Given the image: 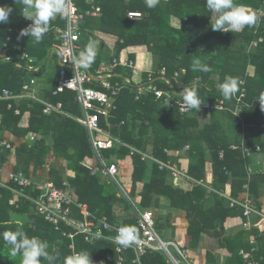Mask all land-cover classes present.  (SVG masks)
<instances>
[{
  "label": "trees",
  "instance_id": "trees-1",
  "mask_svg": "<svg viewBox=\"0 0 264 264\" xmlns=\"http://www.w3.org/2000/svg\"><path fill=\"white\" fill-rule=\"evenodd\" d=\"M263 1L238 0L237 2L235 0L236 3H244L254 9L262 7ZM182 5L185 12L183 18H186L184 24L189 27V32L188 38L182 39L176 46L179 49V54H167V52L160 54L158 52L159 45L151 43L153 40L155 42V39L150 40V35L144 34L143 37L134 35L128 38L124 45L118 44L114 58L117 59L121 49L126 47L145 46L154 54V70L156 72L165 69L166 77L170 79L174 72L184 70V75L180 77L179 89L191 87L193 82L198 80L197 91L200 98L204 99L205 97L206 100L212 102L215 99H220L226 110L205 113V110L200 109L198 113L192 110L190 114H180L176 104L178 99L173 95H171L173 100H170L165 95L157 99L154 94H148L141 96L136 101L134 100V87H123L122 79L114 76L109 81L113 85L118 83L121 86L114 99L115 109L109 113L108 126L102 118L99 121V126L105 128L112 137L121 143L141 150L151 149L156 158L165 162L170 159L174 161L172 157H167L164 153L165 149L173 146L181 149L188 146L189 151L186 155L189 156L195 152L194 159L189 163L187 170V176L195 182L192 190L184 191L182 188L174 186L168 173L158 170L156 165L149 167L148 164L141 162L135 156L132 157L134 167L132 195L134 196L136 184L142 183L143 187L140 193L142 208L155 207L158 203L157 199L162 197L169 201V206L172 209L185 212L188 223V249L196 250L202 235L205 234L216 239L221 248L229 251L230 257L227 259V264H245L239 255L241 250L246 252L253 250L252 258L259 261L260 264H264V229L260 231L256 227H251L249 231L242 230L236 234L225 236L224 225L227 218L236 215L245 218L241 208L239 206L229 208L226 205L228 200L223 196L229 189V197L239 200L246 192L255 209L261 211L264 198V171L249 176L247 169L252 165V159L255 156L245 157L240 150H231L230 145H239L242 133H244L246 137L244 147L253 151L259 147L260 152L256 156L259 155L264 161V111L261 110L259 102L256 100L259 94L264 92V17L261 20V25L257 26L256 22L255 25L246 27L240 33H223L211 29V13L206 8V0H183ZM0 6L12 8L9 23L0 24L1 45L6 40L8 27H12L14 33L19 34L31 23L25 22L21 15L22 0H0ZM139 9L143 12L150 10L144 7ZM81 10L83 9L81 8ZM81 12L84 13L85 10ZM166 18L167 16L161 15L157 22H153L154 16H152L136 23L129 22L123 12L120 19L127 27L133 24L134 27H142L145 31L152 28L151 24L154 23L156 25L154 30L164 32L163 26L166 25ZM99 19L104 20L103 18ZM95 21L98 19L87 17L81 25L82 29L91 32V26ZM119 28L115 27L114 32ZM51 30L50 27L39 43L31 37H25L24 41L12 38L9 47L13 49L9 50H14L13 53H10L14 58L13 61L5 63L0 60V94L4 89L11 90L15 94L21 91L25 73L16 67L15 61L18 59L16 54L22 55L25 52L29 56H38L40 60L45 58L46 51L55 42ZM258 38H263V42L257 47L251 48L252 43ZM212 40L215 41V44L210 43ZM197 58L208 64L211 71L207 73L193 71L192 62ZM248 68L253 69L252 75L247 74ZM117 72H122V70L117 69ZM122 74L129 76L130 72ZM228 76L242 79L245 83V97L242 100L243 104L238 109L244 126L240 119L233 114L237 104L235 98L225 99L217 88V85ZM154 80L156 89L166 92L167 86L157 79V73ZM92 84L96 83L92 82ZM94 85L89 87L94 88ZM74 98L75 94L69 91L57 97H51L49 99L51 103L60 102L62 104L61 111L64 114L52 113L50 115L42 113L44 108L42 105L29 101L32 107L30 106L31 109H28L29 121L25 132L40 135L42 139L31 147L23 144L16 149V165L13 172H22L25 175L23 176L28 178L30 165L33 163L35 169L42 168L46 155L53 151L56 157L66 159L67 168L75 173L74 177L68 178V182L76 189L78 202L86 203L92 214L99 213V215L109 217V221H111L112 207L117 199L114 195L106 192L105 185L100 184L97 177L90 175L92 168L88 165L87 160L92 159L93 152L88 143L86 131L68 117L81 115V110L74 102ZM9 104L12 106L11 109H7ZM22 104L24 102L16 104L11 100L4 101L0 106L1 124L10 120L12 130L16 134L19 130L17 120L20 116L15 115L14 112L18 108L21 113H24ZM145 120L147 123H142ZM71 149L76 151V158L69 155ZM128 153V150L123 146H115L111 150L102 151L105 158L114 156L120 161H124L128 157ZM10 154V151L0 148V167L5 164ZM207 162L211 165L212 179L210 183L206 181ZM51 175L55 185L61 188L63 180L61 174L52 170ZM245 185L248 189H245ZM11 187L17 188L13 184ZM23 192L32 197L37 195L33 188L25 189ZM11 197V191L0 187V264H19L20 257L13 258L9 255V248L5 245L2 235L5 231L14 232L17 230L25 232L29 237L35 236L46 240L50 246L49 252L55 256L52 264H63V258L73 251L89 252L93 264H106L107 258L114 255V247L111 243L98 241L95 244H87L82 236L74 238V250H70L71 242L55 231L44 217L39 216L34 205L19 200L17 208L15 205L10 206ZM10 212L19 215L26 214L29 222L22 225L16 222L6 223L10 221V217H8ZM69 231L71 232V229ZM132 257V252H127L123 264H132L130 262ZM206 258V264H218L211 252H207ZM41 264H49V262L41 258ZM140 264H166V261L161 254L156 253L142 257Z\"/></svg>",
  "mask_w": 264,
  "mask_h": 264
},
{
  "label": "crops",
  "instance_id": "crops-1",
  "mask_svg": "<svg viewBox=\"0 0 264 264\" xmlns=\"http://www.w3.org/2000/svg\"><path fill=\"white\" fill-rule=\"evenodd\" d=\"M87 1L88 0H77V5L79 9L80 10L81 8L83 9L81 11L89 10L91 6L94 4V7L100 8V12L96 13V15H93V16L91 15L85 16L86 18L91 17V18L98 19V21H95L93 25L91 26L92 28L91 32L86 29L83 30L81 27L80 40L77 46H78V51L80 52L89 42V40H92L95 42L96 47H97V55L95 57V61L87 69L89 73L93 76H97V77L101 76V78L105 77L107 74L106 73L107 70L111 69L110 63L115 59L114 55L116 53V46L118 44L124 45L126 40L128 38H131L134 35H140L142 37L144 34L150 35L149 37L150 40L155 39V42L153 40L151 41V43L153 42L159 45L158 52L160 54L162 53L165 54L166 52L167 54H171V53L179 54V49L178 47H176L177 44L182 39L188 38L187 35L189 32V27H187L184 24V22L186 21V18H183L184 13H185L183 10V5H182L183 0H159L157 6L151 9L146 6L145 0H93L92 4L88 3ZM236 1L238 2V0ZM262 5H263L262 7L257 8V9L250 7L251 9L255 10L256 13L257 11L260 12V14L257 13V16H258L257 26L261 25L260 24L261 20L264 17V4ZM140 7H144L150 10L149 12L148 11L143 12L142 10L139 9ZM102 11L104 12L102 13ZM132 11H138L142 13L143 18L139 20H130L127 17V13L132 12ZM123 12L126 14V18L129 20V22H136V23L138 21H142L152 16H154V20L152 19L153 22L154 21L157 22V19L161 15H165L167 16V18L165 19L166 25L164 24L163 26L164 32L162 31L159 32V30L158 31L154 30V27H156L154 23L151 24V27L153 29L150 28V29H147L146 31L142 27H139V28L134 27L133 24L132 26L127 27L125 23L121 22L122 19H120ZM85 17L84 19H86ZM99 18H103L104 20H101ZM23 19L27 23H32V21L27 20L24 17ZM59 23L61 24L59 25ZM64 26H65L64 20L61 17L57 16L55 19L50 21L49 28L50 27L51 28L53 27L64 28ZM115 27H120V28L116 32H114ZM8 30H11L10 34L13 39L18 40V41L25 40V37H21L18 39L19 34L14 33V30L12 29V27L7 28L6 38L9 35ZM52 35L55 40L54 34ZM259 39L260 38H258V40ZM261 39L262 41L259 42L258 44L263 42V38ZM257 41H254V42H257ZM214 42L215 41L212 40V42L210 43L215 44ZM55 44H56V40L54 44H52L50 48H48V50L46 51L45 58L41 60L38 58V56H35V55L29 56L25 52H23L22 55L16 54L18 55V59L15 61V64H16L17 69H21L25 73V81L23 83L21 91L17 94L13 93L11 90L4 89L2 93L0 94V97L2 98L0 106L2 105L4 101L13 100L15 101L16 104H18L19 102L20 103L24 102V104H22L24 113H21L18 108H16L14 112L15 115L20 116L17 120L18 121L17 128L19 129L18 134H16L15 131L12 130V123L10 122V120H8L7 123L3 122V124H1V117H0V143L7 142L10 144V148H6L2 145H0V148H4L11 152L5 164H3L2 167H0L4 171L13 172V168L16 165V156H15L16 149H18L23 144H26L28 147H31L33 146L35 142L42 139V136L40 135L25 132V130L28 128V121H29L28 109H31L32 107L31 104H29V101L37 102L38 104L42 105L44 108L46 105L56 106L57 104H60L61 109H62V104L60 102L53 104L50 102L49 99L51 97H57L58 95L63 94L66 91L74 93L75 94L74 102L79 106L81 110V115L80 116H68V117L71 118L75 123H77L78 125L82 126L85 129L88 143L91 146L88 130L81 122H79V120L83 119V111H82L81 106L76 100V93L70 90H66L63 93H59V94L53 93L55 89L54 87H56L55 83H57L59 80V72L63 68L59 64L57 58L55 57V54L51 52ZM173 44L174 45L176 44V45L171 46V47L170 46L165 47V45H173ZM215 46L218 47V45H215ZM9 49H13V48L12 47L10 48L8 46V50ZM6 51L7 50L0 51V60L5 63L12 62L14 58L10 53H13L14 50H9L7 52ZM153 57H154V54L151 51H149L147 47L145 46H130V47L121 49L117 59H128L132 61L135 64L136 70L138 71V75L133 77L130 70L121 66L115 69H111L112 70L111 78H113L114 76L121 78L122 79L121 85L123 87H131V86L134 87L133 88V92L135 93L134 100L138 101L141 96H145L148 94H154V93L151 91H143L142 93L138 94L136 86L140 83L145 84V85L148 83H152V85L156 87V84H154V81H155L154 76L157 73V79L164 82V84L167 86L166 92H168L170 95H173L174 97H177L179 101H182V98L179 95L182 89H179V88H180V77L184 75L185 73L184 70L180 72H174L172 77L169 79L166 77L165 69H161L160 71H157V72L154 70L155 65H154ZM117 69H121L122 72H117ZM128 71L130 72L129 76L122 74L123 72L127 73ZM161 71H164V75L160 74ZM67 74L70 75L71 71L67 70ZM148 74H151V80H148ZM247 74L252 75L253 69L248 68ZM127 77H129L128 79L131 80L129 84L124 83V79ZM92 82L96 84L94 85L92 84ZM92 82L87 84L86 86L94 85V88L100 91H103V92L106 91L104 88L101 87L100 82L98 80H92ZM24 85H28V90L25 91L23 89ZM208 87L210 89V85ZM4 91H7L8 93H10L11 97H7V98L4 97ZM160 91H163V90H160ZM156 98L160 99L158 97ZM202 100H205V97ZM11 108L12 106L11 104H9L7 109H11ZM44 108L42 112L44 115H50L52 113L64 114L61 111V109H60V112L51 111L49 113H44ZM200 109H203V108L200 107ZM191 112L192 110L186 113V115L190 114ZM180 114H185V113L180 112ZM235 117L240 119L241 124L244 126L243 120L240 118V115L238 112H237V116ZM103 121L108 126V118L104 119ZM142 123L145 124L147 122L145 120L144 122L142 121ZM100 128L102 129V135H103L102 137L104 139H112V142H113L112 147L101 150L100 161L95 157V154L92 150L93 152L92 159H88L87 163L92 169L93 168L101 169L102 164L106 166L115 164L117 166L118 172H117V175L115 176V182L105 177L101 173L92 174V171H91L90 175L97 177L100 184L105 185L106 192H109L110 194H112L107 189V185L114 184L119 189L120 193L119 194L117 193L114 195L117 199V202L112 207L111 221H109V217L107 218L104 215H99V213H96V215L98 217H105L111 224L131 225V226H135L136 228V220H135L136 211L149 210L153 213L154 217L156 218V225L158 229L162 228L161 230H162L163 235L161 236L163 237L164 235H166L165 237L167 241H175L180 246L185 248L189 252V255L193 259L194 263L206 264L207 252H211L215 256L218 264H227V261H228L227 259L230 257L229 251L227 249L221 248L216 239L210 238L205 234L202 235V238L199 242V247L196 250L188 249L187 246L189 244V237L187 235L188 223L186 220V214L183 211L172 209L169 206V201L166 198L161 197L157 199L158 203L155 205V207L153 206L150 208H142L140 206V202H141L140 193L143 187L142 183L136 184L135 186L136 190H135L134 196L132 195V191H133L132 175H133V169H134L132 157L137 156L141 162L148 164L149 167L156 165L158 170L160 169L158 168L157 161L161 163H165V164H170L177 171L181 173L180 176L174 177L171 171H169L168 169H164L160 171H165L166 173H168V175L173 181L172 183L174 186L180 187L184 191H190L192 190V186L193 184H195V182L194 183L191 182L192 178L187 176V170L189 167V163L191 162V160L194 159L193 155L195 154V152L188 156L186 155V153L189 151L188 146H184L181 149L175 148L173 146V147H170L169 149H165L164 153L167 155V157H172L174 161L170 159L165 162V161H162L156 158L152 154L151 149L141 150L133 146L121 143L118 139L112 137L111 134L105 128L103 127H100ZM148 136L153 137L152 135H148ZM30 137H33V140H30ZM242 142L244 144L246 142V137L244 133H242V137L240 139L239 145ZM232 145L238 146V144H232ZM232 145H230V147ZM115 146H123L128 150L129 152L128 157L124 161H120L114 156L105 158L102 155V151L111 150ZM91 149H92V146H91ZM69 155L73 158L77 157V153L74 149L70 150ZM252 161H253L252 165L249 166L250 169L252 170V174L261 173L264 171L263 158H261L258 155V156H255L252 159ZM44 162L45 163L42 168H36V169H35L34 164L32 163L29 169V172H30L29 177L28 176L27 177L37 183L51 181L55 184L51 174H52V170H56V172H59L63 178L62 185L64 183L68 184L73 190V196L75 200L78 201L76 197V189L72 187L68 182V178L74 177L75 173L74 171L67 168V164H68L67 160L56 157L54 152L51 151L46 155ZM18 173L23 174L22 172H18ZM182 174H184V176H182ZM206 174H207L206 181L207 183H210L212 177H211V165L209 162L206 163ZM1 180L5 181L6 178L4 176H1ZM224 194L229 195V189ZM10 201H16L17 203L15 202L16 204L15 207L17 208L19 201H17L16 196H14L13 193H12V197L9 200V205L11 206ZM81 204L86 205L87 209L89 210L88 205L86 203L81 202ZM226 205L228 206V203H226ZM259 213L261 216L259 215L251 216V218L248 221L246 219H243L239 215L227 218L225 221V225H224L225 230H226L225 236L236 234L242 230L249 231L251 227H256L260 231H262L264 229V198L262 199L261 211ZM23 215H26V214H23ZM12 216H14L13 221H9L6 223L16 222L21 225L24 224L20 221L18 217L19 214L14 213ZM76 217L80 218L79 215ZM28 222L29 221L25 223H28ZM246 223H249L251 226L245 227L244 225ZM67 240L69 241V239ZM161 255L165 259L166 264H168L164 255L163 254Z\"/></svg>",
  "mask_w": 264,
  "mask_h": 264
},
{
  "label": "built area",
  "instance_id": "built-area-1",
  "mask_svg": "<svg viewBox=\"0 0 264 264\" xmlns=\"http://www.w3.org/2000/svg\"><path fill=\"white\" fill-rule=\"evenodd\" d=\"M88 3L92 4L93 0H88ZM67 3V13L64 17V28L53 27L52 33L55 36L56 44L51 50L55 54L59 64L63 67L59 72V80L53 91L54 94L63 93L66 90H70L76 93V100L82 108L83 119L79 120L88 130L89 139L92 146V150L95 157L100 161V152L103 149H108L112 147V139H104L102 136V129L99 126V121L101 118L107 119L111 110L115 109L114 99L121 86L116 83L112 84L108 79H110L112 70L117 67H124L131 71L132 76L138 75L135 64L128 59H114L111 64V69L107 70L105 77L93 76L89 71L80 67H75L70 61L73 54L78 55V42L80 40L81 25L84 21L86 15H96L100 12L99 7L91 8L84 13H82L77 5V0H66ZM264 4V2H263ZM257 13L260 14L259 11ZM131 14V15H130ZM127 17L130 20H139L143 18L142 13L138 11H132L127 13ZM8 37L5 42L0 45V51H8L9 42L12 39L11 30H8ZM262 39L260 38L257 42L252 43V47H256ZM6 51V52H7ZM26 57V56H25ZM67 70L71 71V74H67ZM164 75V71L160 72ZM92 80H98L102 88L106 91H100L96 88H91L86 86L91 83ZM148 80H151V74H148ZM239 90L232 96L236 100V107L233 114L237 116L239 107L243 104L242 100L245 97V83L242 79H238ZM131 80L125 78L124 83L129 84ZM137 92L142 93L143 91H151L156 97L161 98L166 96L168 99L173 100L168 92H163L157 90L152 83L148 84H138ZM23 89L28 90V85H24ZM4 97H11L10 93L4 91ZM2 98L0 97V103ZM176 104L179 107L181 113H188V110L182 101L177 100ZM201 107L206 113H211L213 111L225 110L224 103L220 99H215L214 102L206 100ZM61 105L56 106L46 105L44 108V113H49L51 111L60 112ZM33 140V137H30ZM0 145L10 148V144L7 142H2ZM233 151L240 150L245 157L251 158L256 156L260 152V148L257 147L254 151L244 147L242 142L240 145H232L230 147ZM158 168L160 170L168 169L171 171L174 177L180 176V172L177 171L170 164H165L158 162ZM118 169L115 164L104 165L102 168H93L92 174L101 173L105 177L115 182V176L117 175ZM247 172L249 176L252 174V170L248 167ZM1 176L6 178L5 181L1 180ZM184 176V174H182ZM249 180V178H248ZM194 183L193 181H191ZM16 185L17 188H12L11 186ZM0 187L8 189L16 196L17 201L23 200L29 202L36 208V213L39 216L44 217L45 221L53 226V229L61 234L62 237L69 239L71 244L69 245L70 250H74L73 240L76 236H82L84 242L87 244H95L98 241L109 242L114 247V255L107 258L106 264H123L125 259V254L127 252H132L133 257L130 260L132 264H140V259L146 255L160 253L166 258L168 264H198L194 263L193 259L190 257L189 252L180 246L175 241L163 240L156 230V218L153 213L149 210L147 211H136V229L138 234V241L130 247L124 248L113 242L111 239L116 235V229L121 225L111 224L105 217H98L92 214L87 206L79 203L75 200L73 196V190L71 187L64 183L61 188L57 187L51 181H45L42 183H37L32 179L25 178L21 173H14L10 171H4L0 168ZM248 189L247 185L244 186ZM33 188V191L37 193L36 197H32L23 192V190ZM241 199H232L227 194L223 196L228 200V206L233 208L239 206L242 210L243 217L248 221L251 216L260 215V213L255 209L252 201L250 200L248 194L245 192L242 194ZM16 201H10L11 205H16ZM80 216L77 218L76 216ZM245 227H250L249 223L244 225ZM64 227V229H63ZM71 229V232L69 231ZM252 251L246 252L241 250L239 255L244 260L245 264H260L259 261L254 260L252 257Z\"/></svg>",
  "mask_w": 264,
  "mask_h": 264
},
{
  "label": "clouds",
  "instance_id": "clouds-1",
  "mask_svg": "<svg viewBox=\"0 0 264 264\" xmlns=\"http://www.w3.org/2000/svg\"><path fill=\"white\" fill-rule=\"evenodd\" d=\"M158 2L159 0H145L146 6L150 9L155 8ZM22 5L21 15L32 23L20 31L18 39L31 37L37 43L41 42L48 32L50 21L57 16L64 17L68 10L66 0H22ZM206 8L211 13L210 26L213 31L240 33L246 27L255 25L258 20L255 10L246 4L236 3L235 0H206ZM11 12V7L0 6V24L9 23ZM96 55V44L89 40L78 55L71 56L70 61L75 67L86 70L95 61ZM192 70L207 73L211 68L197 58L192 62ZM239 83L237 78L228 76L217 85V88L225 99H230L239 90ZM197 86L198 80L193 82L191 87L182 89L179 95L188 110H195L198 113L205 100L198 95ZM256 100L264 111V92H261ZM2 235L5 245L9 248V255L13 258L20 257L19 264H41V258L52 264L55 259V256L49 252L50 246L46 240L35 236L29 237L21 230L5 231ZM111 239L119 246L130 247L138 241L137 229L135 226L121 225ZM63 264H93V262L90 253L82 250L73 251L65 256Z\"/></svg>",
  "mask_w": 264,
  "mask_h": 264
},
{
  "label": "rangeland",
  "instance_id": "rangeland-1",
  "mask_svg": "<svg viewBox=\"0 0 264 264\" xmlns=\"http://www.w3.org/2000/svg\"><path fill=\"white\" fill-rule=\"evenodd\" d=\"M20 7V6H19ZM168 46H175L174 44L173 45H165V47H168ZM253 48V47H252ZM213 82V81H212ZM107 189L113 194V195H115V194H119L120 193V191H119V189L114 185V184H110V185H107ZM14 213H12V212H10L9 213V215H8V217H10V221H13V217L14 216H12ZM19 217V219H20V221L22 222V223H25V222H27L28 221V217H27V215H19L18 216ZM17 218V217H16ZM162 228H160V229H158V227H156V230H157V233L159 234V236L163 239V240H167L166 239V235H164L163 237L161 236V235H163V233H162V230H161ZM13 260V259H12ZM13 262H14V260H13Z\"/></svg>",
  "mask_w": 264,
  "mask_h": 264
}]
</instances>
